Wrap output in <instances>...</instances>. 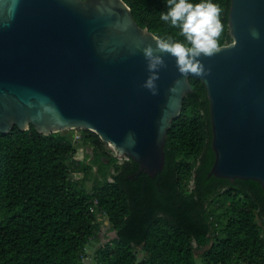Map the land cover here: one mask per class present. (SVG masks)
Wrapping results in <instances>:
<instances>
[{"label": "trees", "instance_id": "obj_1", "mask_svg": "<svg viewBox=\"0 0 264 264\" xmlns=\"http://www.w3.org/2000/svg\"><path fill=\"white\" fill-rule=\"evenodd\" d=\"M124 1L140 27L162 41L183 39L160 19L166 0ZM214 2L221 46L232 42L230 0ZM190 83L154 177L91 131L79 140L73 130L44 136L33 126L0 133V264H82L86 248L96 264H264V189L209 175V101L200 80ZM102 218L115 236L95 247Z\"/></svg>", "mask_w": 264, "mask_h": 264}, {"label": "water", "instance_id": "obj_2", "mask_svg": "<svg viewBox=\"0 0 264 264\" xmlns=\"http://www.w3.org/2000/svg\"><path fill=\"white\" fill-rule=\"evenodd\" d=\"M228 32L232 42L199 58L206 75L181 76L161 52L153 95L142 86L149 72L141 49L162 40L124 0H0V133L91 131L154 177L193 78L209 101V175L264 189V0H230Z\"/></svg>", "mask_w": 264, "mask_h": 264}, {"label": "clouds", "instance_id": "obj_3", "mask_svg": "<svg viewBox=\"0 0 264 264\" xmlns=\"http://www.w3.org/2000/svg\"><path fill=\"white\" fill-rule=\"evenodd\" d=\"M166 4L167 9L160 12V19L177 27L183 39H164L157 42L155 48L146 44L141 49L149 72L142 86L153 95L156 94L155 81L159 70L164 66L161 52L175 58L181 76L206 75L207 70L199 58L217 50L221 30V10L214 0H166ZM250 34L253 38L260 35L256 28H252Z\"/></svg>", "mask_w": 264, "mask_h": 264}, {"label": "built area", "instance_id": "obj_4", "mask_svg": "<svg viewBox=\"0 0 264 264\" xmlns=\"http://www.w3.org/2000/svg\"><path fill=\"white\" fill-rule=\"evenodd\" d=\"M73 131H74L75 140H79L81 138L80 130H73ZM79 149L82 150L81 151L82 152V156L81 157H77L79 155L78 154L79 153ZM79 149L77 150L75 157L80 160V159L84 158V154H85L86 149H84V148H79ZM75 176L78 178L79 174H75ZM94 202L96 204L97 200H95ZM103 217H106L105 213H104ZM91 254L92 253H91L90 249L86 248L84 254L81 255V258H80L82 264H96V261L94 260V257Z\"/></svg>", "mask_w": 264, "mask_h": 264}, {"label": "rangeland", "instance_id": "obj_5", "mask_svg": "<svg viewBox=\"0 0 264 264\" xmlns=\"http://www.w3.org/2000/svg\"><path fill=\"white\" fill-rule=\"evenodd\" d=\"M81 151H82V150L79 149V153H78L79 155H78L77 157H81V156H82V152H81ZM91 184H92V181H89V182H88V186L90 187ZM102 219H103L102 229H104V231H105V235H104V236H102V234L99 235V236L102 237V240L99 239V241H98L99 245L104 244V243H107L108 241H110V239H111L113 236H115V234L112 233L113 231H110V230H109V224H108V221H107L106 219H104V218H102ZM99 220H100V219H99ZM102 229H101V230H102ZM100 240H101V241H100ZM196 254H197V252H196ZM199 264H201V262H199Z\"/></svg>", "mask_w": 264, "mask_h": 264}, {"label": "crops", "instance_id": "obj_6", "mask_svg": "<svg viewBox=\"0 0 264 264\" xmlns=\"http://www.w3.org/2000/svg\"><path fill=\"white\" fill-rule=\"evenodd\" d=\"M100 234H102V236H104V235H105V231H104V229H102V230H101V232L99 233V235H100ZM99 239H101V240H102V237H101V236H99ZM101 240H100V241H101ZM95 244H96V245H95ZM94 245H95V247H98V246H100V245H99V243H98V241H96V242L94 243Z\"/></svg>", "mask_w": 264, "mask_h": 264}, {"label": "flooded vegetation", "instance_id": "obj_7", "mask_svg": "<svg viewBox=\"0 0 264 264\" xmlns=\"http://www.w3.org/2000/svg\"><path fill=\"white\" fill-rule=\"evenodd\" d=\"M119 160H123V159H119Z\"/></svg>", "mask_w": 264, "mask_h": 264}]
</instances>
